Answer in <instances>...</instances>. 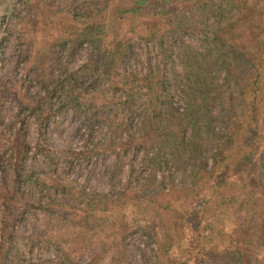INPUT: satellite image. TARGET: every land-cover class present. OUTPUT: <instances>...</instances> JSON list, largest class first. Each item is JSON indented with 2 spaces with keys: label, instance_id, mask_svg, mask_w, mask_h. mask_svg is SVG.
<instances>
[{
  "label": "trees",
  "instance_id": "1",
  "mask_svg": "<svg viewBox=\"0 0 264 264\" xmlns=\"http://www.w3.org/2000/svg\"><path fill=\"white\" fill-rule=\"evenodd\" d=\"M2 2L24 74L0 83L19 125L0 152V264H134L132 248L264 264V0ZM64 112L85 150L24 141ZM89 158L106 192L77 180Z\"/></svg>",
  "mask_w": 264,
  "mask_h": 264
},
{
  "label": "rangeland",
  "instance_id": "2",
  "mask_svg": "<svg viewBox=\"0 0 264 264\" xmlns=\"http://www.w3.org/2000/svg\"><path fill=\"white\" fill-rule=\"evenodd\" d=\"M16 1V0H15ZM21 7L18 8V10ZM10 13L7 9V5L3 4L2 0H0V21L5 20L3 23L5 26L1 25L0 22V83H9V86H13L16 84L18 86L22 85V75L24 72V66L22 63L19 64L17 60L18 56V46L19 41L21 42V38L18 39L17 32L20 29L19 27L16 30L15 37L8 42L5 41V31L9 26L10 21ZM23 40V39H22ZM2 47V49H1ZM144 56V54H143ZM82 57L77 56L73 61L72 68L81 64ZM143 62V59H141ZM136 69L142 70V64L135 63ZM5 88L3 85L1 90ZM1 96V95H0ZM15 113V104L11 97L9 98H1L0 97V114L3 117V120L0 119V152L4 151V145H2L7 138L13 137L14 128L19 127L17 124H13L12 120ZM77 120L71 118L68 112H64L62 115H59L55 119H50L45 123L43 129L40 127H36L33 124H27L24 132V141L28 143L30 146L35 147L37 142H40L44 145V148L47 150L46 155H50L51 157H60L63 154L67 155L70 150H85L87 148L84 139L80 136V134L75 131L77 127ZM42 130L40 131L39 130ZM8 142V140H7ZM35 152V151H34ZM38 154L36 158L32 161L37 164V166H42V163L48 161L49 158L46 155ZM99 164L97 168L96 165ZM103 163L100 160L95 158H89L78 168V174L76 178L79 182H82L86 185V187L90 190L94 191H104L109 190L107 185L108 179L106 180L105 176H102L100 173L102 172ZM81 170V172H80ZM3 183L2 178H0V188ZM1 198V194H0ZM135 242V241H134ZM138 244V242L133 243L132 246ZM132 256L133 263L139 264L141 263V258L139 257V250L132 248ZM181 254V253H180ZM52 257V253L50 251H34L33 253L28 254V258H33L34 260L44 259L47 260ZM204 253H199L196 256L195 260H193L192 264H203L204 261ZM139 262V263H138ZM107 264V263H102Z\"/></svg>",
  "mask_w": 264,
  "mask_h": 264
}]
</instances>
